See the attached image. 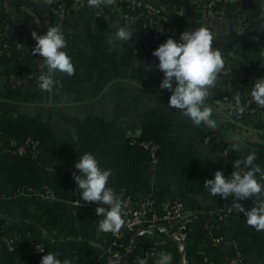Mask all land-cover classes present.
Returning <instances> with one entry per match:
<instances>
[{
	"label": "crops",
	"instance_id": "crops-1",
	"mask_svg": "<svg viewBox=\"0 0 264 264\" xmlns=\"http://www.w3.org/2000/svg\"><path fill=\"white\" fill-rule=\"evenodd\" d=\"M142 1L160 10L164 41L171 37L179 42L184 31L204 26L212 32L213 44L222 48L224 67L209 90L208 107L228 99L227 94L236 96L234 91L251 89L252 85L244 86L233 76L237 71L264 78V0L218 4L215 10L221 14L219 21L202 19V0ZM0 21L12 43L6 56L22 48L33 49V31L43 35L48 27L58 26L67 42L62 50L75 67L71 77L56 73L62 87H54L51 92L42 91L34 80L15 81L20 74H0L1 229L10 233L28 231L13 250H0V264H37L36 260L41 262L48 252L72 264H110L107 252L124 258L133 245L149 244L148 238L136 239L123 233L116 245H111L110 238L96 235L89 222L79 216L82 210H89L70 204L72 188L78 186L56 172L65 158L75 157L78 162L79 156L92 153L101 168L112 170L108 187L117 195L123 192L134 201L147 195L158 201L178 199L185 212L228 209L235 198L212 196L204 182L214 179L217 170L230 178L234 161L244 159L249 150L256 152L254 163L264 170V116L239 118L242 129L251 133L247 138L241 137L234 126L219 123L213 111L215 128L203 123L194 126L178 110L168 107L171 93L160 88L163 73L156 67L159 60L134 51L135 29L131 28L133 37L128 43H109L117 27L123 26L112 9L100 14L70 10L59 19L44 0H0ZM15 43L21 48L15 49ZM24 56L17 60V69L46 72L39 55ZM3 68L0 64L2 73ZM205 135L213 139L204 142ZM140 136L159 145L158 162L152 169L147 155L127 144ZM24 137L41 141L32 160L11 152L12 144ZM234 144L239 150L233 148ZM222 149L228 151L224 156ZM48 186L53 199L44 201L38 194ZM257 200L253 197L240 203L251 210L247 204ZM200 229L198 219L183 236L185 264H224L234 250L242 255L243 264H264V231L248 226L243 213L232 212L225 218L220 244L201 241ZM37 243L43 253L35 257L31 247ZM159 251L171 253L173 262L179 259L171 241H163Z\"/></svg>",
	"mask_w": 264,
	"mask_h": 264
},
{
	"label": "clouds",
	"instance_id": "clouds-1",
	"mask_svg": "<svg viewBox=\"0 0 264 264\" xmlns=\"http://www.w3.org/2000/svg\"><path fill=\"white\" fill-rule=\"evenodd\" d=\"M52 0H47L51 3ZM89 7H100L102 4L112 5L115 0H87ZM32 39L36 42L31 50L33 56L43 58V66L46 72H42L38 78V86L42 91L51 92L54 87L60 88L62 84L55 79L57 72L71 77L75 74V67L71 57L62 49L67 47L64 34L60 27L51 26L43 35L32 32ZM133 37L131 28L119 26L109 43H128ZM152 55L159 60L156 66L163 73L160 83L161 89L168 90L171 95L168 107L178 110L184 117L190 119L194 126L202 123L210 128L216 127V122L211 119L212 108L206 101L209 90L215 86L217 77L224 67L222 52L213 49V34L207 27L181 33L179 42L169 37L164 43L153 51ZM261 55H264L262 50ZM153 66H148L151 70ZM175 84V87L173 85ZM252 100L264 107V78H258L251 87ZM236 108L240 113L245 109L240 104V96L237 94ZM233 148L239 150L238 145ZM257 154L249 150L244 159H237L233 163L234 171L230 178H226L222 171H215L214 179H207L204 187L212 196L219 195L227 200L234 197V201L228 208L230 212L243 213L248 226L257 232L264 231V170L254 162ZM243 166V167H242ZM75 169L79 175L73 172V179L81 192V199L85 202H94L98 206L95 212L99 220L98 228L104 233L119 234L125 225L122 217V209L126 201L122 199L123 192L117 195L111 187H108L111 169H103L99 161L92 153H85L78 157ZM259 174V179H257ZM256 197L259 202L246 210L240 201ZM100 205H106L103 207ZM171 253H160L155 264H171ZM40 264H72L68 259L61 261L57 254L48 252L41 259ZM133 264H147V259L136 257Z\"/></svg>",
	"mask_w": 264,
	"mask_h": 264
},
{
	"label": "built area",
	"instance_id": "built-area-1",
	"mask_svg": "<svg viewBox=\"0 0 264 264\" xmlns=\"http://www.w3.org/2000/svg\"><path fill=\"white\" fill-rule=\"evenodd\" d=\"M29 1L37 3L39 0ZM67 2H69V6L66 7V0H52L53 11L59 19L70 10H87L94 14H100L109 8L112 9L118 16L121 25L135 29V39L132 46L138 54L152 55L153 51L165 42L161 35L164 22L163 16L158 8L147 2L142 0H115V3L112 5L102 4L98 8L89 7L88 2L85 0H67ZM230 2L232 0H202V6L200 7L202 19L219 21L221 14L216 12V5ZM7 31V28L0 21V58L6 55L12 48ZM14 48L20 49V43H15ZM41 73L38 69L30 73H21L15 81L34 80L38 82ZM226 73L230 74L229 71H226ZM233 76L241 81L244 86L253 85L256 79L262 78L253 75V72L241 70L234 73ZM235 101L226 99L213 102L211 106L212 111L219 123L222 122L225 126L228 124L234 126L235 131L239 132V135L243 138L250 137V131L242 129L243 127L239 125V118L264 116V107L251 102L250 98H242L240 104L245 111L240 113L236 108ZM212 139V135H205L203 137L204 142L211 141ZM127 144L129 147L143 151L147 155L148 166L151 169L157 165L159 145L154 140L140 136L129 140ZM40 146L39 140L24 137L19 142L12 144L11 152L16 157L32 160L37 156ZM227 152V149H222L221 154L224 156ZM76 163V158L70 157L67 159L66 165L59 166L56 171L66 175L71 182H75L72 174L73 172L77 175L79 173V170L75 169ZM30 191H33V189H30ZM38 196L44 201L53 199L52 190L49 187H43ZM80 196L81 192L73 186L70 204L74 207L88 209L89 211L87 212L82 210L79 216L86 219L90 224L96 214L95 209L97 205L92 202L83 201ZM122 199L126 201V205L122 209L125 225L120 230V233L114 235L112 233H104L99 228H94L96 235L102 238H110L111 245H116L118 240L122 238L123 233L132 234L136 239L148 238L149 244L145 246L141 244L133 245L131 250L125 256L123 255L124 258L119 257L114 252H107V260L110 264H133L136 257L147 259L151 264H155V261L159 258V254L162 253L159 249L163 241L173 242L176 252L179 254L178 261H171V264H185L183 259V236L190 229L192 223L200 219L201 228L207 233L208 241L206 243L217 245L223 241L220 233L223 222L232 213L228 209L212 210L209 208L185 212L180 200L165 199L158 201L153 195H147L136 201L127 195H123ZM258 202L259 200L249 202L247 206L252 208ZM102 206L107 207L106 205ZM19 241L21 240L13 233L5 234L0 237V250L11 251ZM136 249L138 250L136 251ZM31 252L32 255L38 257L43 253L42 245L39 243L32 245ZM36 263L40 264L38 259ZM18 264L26 263L22 261ZM224 264H243V257L239 252L234 250Z\"/></svg>",
	"mask_w": 264,
	"mask_h": 264
},
{
	"label": "trees",
	"instance_id": "trees-1",
	"mask_svg": "<svg viewBox=\"0 0 264 264\" xmlns=\"http://www.w3.org/2000/svg\"><path fill=\"white\" fill-rule=\"evenodd\" d=\"M44 1H47V0H44ZM85 1H87V0H85ZM49 4V3H48ZM50 5V7H51V9H53V4H52V2L49 4ZM65 6L67 7V6H69V2H67V0H66V4H65ZM162 38H163V36H162ZM213 48L214 49H219V50H221L222 51V48L221 47H219L218 45H217V43L215 44H213ZM31 50L32 49H24V48H22V49H20L19 51H12L9 55H3V56H1V58H0V64H4V66H5V68H3L2 70H4L5 69V71H4V73H2L1 71H0V74H15L16 76H18V74H21V73H30V72H33V71H27V70H23V69H17L18 67H17V64H16V62H17V60L22 56V54H24L25 56H27V54H31ZM24 56V57H25ZM13 63V64H12ZM15 64V65H14ZM17 67V68H16ZM227 98L228 99H231V100H236V96H232V95H230V94H227ZM242 100V98H240V101ZM37 140H39V139H37ZM40 141V140H39ZM40 143H41V141H40ZM67 159L68 158H65V159H63L62 160V162H61V164L59 165V166H64V165H66V162H67ZM30 160V159H29ZM57 172V171H56ZM49 187V186H48ZM50 188V187H49ZM98 206V205H97ZM100 206H102V205H100ZM101 219H103V217H98L97 216V214H95L94 215V218L91 220V223H90V225L93 227V228H98V223H99V220H101ZM1 222H0V237L1 236H3V235H5V234H8V233H10V232H7L8 230H1ZM14 235H16V237L17 238H19L20 240H22L23 238H25L26 236H28V231H22V230H14L13 232H12ZM199 237H200V240L201 241H205V242H207L208 241V238H207V233H206V231L204 230V229H200V232H199Z\"/></svg>",
	"mask_w": 264,
	"mask_h": 264
},
{
	"label": "water",
	"instance_id": "water-1",
	"mask_svg": "<svg viewBox=\"0 0 264 264\" xmlns=\"http://www.w3.org/2000/svg\"><path fill=\"white\" fill-rule=\"evenodd\" d=\"M251 90L250 88H245L242 91H234L232 94L236 95L239 94L240 98H250L251 97Z\"/></svg>",
	"mask_w": 264,
	"mask_h": 264
}]
</instances>
